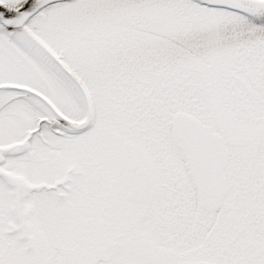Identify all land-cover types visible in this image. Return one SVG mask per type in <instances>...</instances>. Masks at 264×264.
Masks as SVG:
<instances>
[{
  "label": "snow or ice",
  "instance_id": "6c2138e0",
  "mask_svg": "<svg viewBox=\"0 0 264 264\" xmlns=\"http://www.w3.org/2000/svg\"><path fill=\"white\" fill-rule=\"evenodd\" d=\"M0 264H264V0H0Z\"/></svg>",
  "mask_w": 264,
  "mask_h": 264
}]
</instances>
